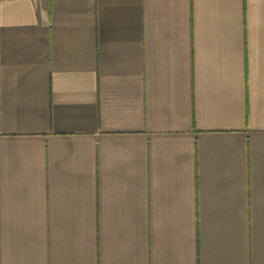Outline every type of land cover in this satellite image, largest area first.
<instances>
[{
  "label": "crops",
  "instance_id": "1",
  "mask_svg": "<svg viewBox=\"0 0 264 264\" xmlns=\"http://www.w3.org/2000/svg\"><path fill=\"white\" fill-rule=\"evenodd\" d=\"M0 264H264V0H0Z\"/></svg>",
  "mask_w": 264,
  "mask_h": 264
}]
</instances>
